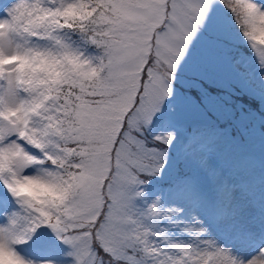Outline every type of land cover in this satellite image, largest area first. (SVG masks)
Here are the masks:
<instances>
[{"label": "snow or ice", "instance_id": "6c2138e0", "mask_svg": "<svg viewBox=\"0 0 264 264\" xmlns=\"http://www.w3.org/2000/svg\"><path fill=\"white\" fill-rule=\"evenodd\" d=\"M222 2L264 69V0ZM211 3L0 0V264H264L227 133L153 123Z\"/></svg>", "mask_w": 264, "mask_h": 264}, {"label": "rangeland", "instance_id": "374dc122", "mask_svg": "<svg viewBox=\"0 0 264 264\" xmlns=\"http://www.w3.org/2000/svg\"><path fill=\"white\" fill-rule=\"evenodd\" d=\"M233 23L232 14L222 0H212L205 20L193 34L183 57L176 65L171 81L172 95L163 100L160 111L154 116L153 123L158 129L164 127L166 120L176 125H193L196 120L203 118L202 105L204 109L214 106L211 108L212 115L222 117L216 106L222 105L220 111L225 114L233 110V107L239 108V94L242 92L257 97L264 109V79L260 75L264 69L259 68L251 48L252 55L248 57L245 55L248 52L236 44L241 37ZM190 89H194V99L188 93ZM171 127L169 125L166 130H171ZM230 147L232 149L228 150L224 144L226 153L235 157L240 174L259 188L264 183V168H256L247 157L239 164L236 158L237 147H233L232 142ZM60 250L66 251L62 247ZM26 252L33 251L28 248Z\"/></svg>", "mask_w": 264, "mask_h": 264}, {"label": "trees", "instance_id": "16d2710c", "mask_svg": "<svg viewBox=\"0 0 264 264\" xmlns=\"http://www.w3.org/2000/svg\"><path fill=\"white\" fill-rule=\"evenodd\" d=\"M232 25L234 29H237L236 31L241 37V39L238 40L239 42H236V44H239L245 52H248V54L245 53V55L250 57L252 55L250 53L251 49L247 45L246 41L243 42L245 39L240 34L235 21ZM224 41L232 40L224 39ZM214 89L219 88L214 87ZM193 90L194 89L188 90V93L194 99L196 95L192 94ZM239 95L241 96L239 108L233 107V110L225 114L223 111H220L222 105L216 106L219 110L218 113H220L222 117L212 115L211 108H214V106L204 109L202 105V109L204 110L203 118L196 120L194 124H214L218 126L227 133L225 145L228 147V150L232 149L230 147L231 142H235L238 152L236 158L239 164L243 163L245 161V157H247L249 158V161H252V164L255 165L256 168H264V109L260 105L259 99L254 95L245 94L243 92ZM255 159L257 163H255ZM30 250L34 251L32 248H30ZM60 252L62 251L58 248L56 251V257L58 259L60 257L62 259L68 258L62 257Z\"/></svg>", "mask_w": 264, "mask_h": 264}]
</instances>
